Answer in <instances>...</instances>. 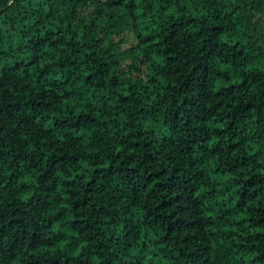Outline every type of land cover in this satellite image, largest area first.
Segmentation results:
<instances>
[{
    "label": "trees",
    "instance_id": "16d2710c",
    "mask_svg": "<svg viewBox=\"0 0 264 264\" xmlns=\"http://www.w3.org/2000/svg\"><path fill=\"white\" fill-rule=\"evenodd\" d=\"M0 264H264V0H0Z\"/></svg>",
    "mask_w": 264,
    "mask_h": 264
}]
</instances>
